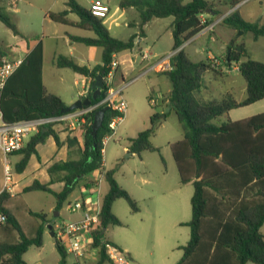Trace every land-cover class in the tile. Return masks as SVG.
<instances>
[{
  "label": "trees",
  "instance_id": "trees-1",
  "mask_svg": "<svg viewBox=\"0 0 264 264\" xmlns=\"http://www.w3.org/2000/svg\"><path fill=\"white\" fill-rule=\"evenodd\" d=\"M244 1L190 0L185 3L184 0H121L119 4L122 10L135 8L139 12L142 34L144 26L153 19L173 17L172 50L177 52L173 57L171 70L163 74L171 83L168 101L171 111L181 124L183 139L172 145V154L181 183H192L194 187L190 202L191 219L183 224L190 228L189 240L186 245L179 247L182 256L176 264H264V235L261 232L264 226V113L244 120L228 119L221 124L214 123L232 110L264 99V64L250 59L244 44H239L236 48L230 46L226 59L229 65L239 64V72L247 83L246 98L237 101L229 95L221 100L203 101L196 94L204 85V76L210 72L217 73L218 66L211 60L195 62L182 48L185 42L210 25L211 20L202 22L203 16L219 15L221 11L217 6L235 8ZM66 6L61 12L49 13V18L55 23L68 25L71 24L68 15L76 14L79 21L73 26L93 31L96 36H70V39L88 46L101 47L102 64L89 69L76 64L69 57L58 56L56 66L69 68L92 80L98 75L106 76L113 56L133 50L137 35H132L127 40L117 39L110 34L104 19L94 17L89 9L75 0H68ZM0 21L14 35H21L3 7H0ZM222 23L231 29L251 33L255 40L264 37V24L250 23L237 11L225 16ZM235 41L233 39L230 45H235ZM3 54L0 47V55ZM244 57L247 59L242 61ZM105 94L106 89L103 88L101 96L92 99L91 105L99 103ZM0 107L4 120L8 123L65 115L63 110L67 105L60 96L48 91L43 83L42 44L37 45L23 59L9 78L1 96ZM102 107L88 114L86 123L77 127L84 136L80 158L55 164L49 169L51 176L56 171L65 172L61 179L64 183L63 190L57 193L49 185L35 182L25 192L42 191L53 195L56 210L59 211L84 179L103 170L104 139L111 133L109 123L117 113L112 109L106 111L103 126L94 138L91 135L94 114ZM167 117V113L152 115L151 127L130 139L129 151L136 154L158 152L159 149L152 144L151 138L157 124ZM53 126L54 124H49L40 129L30 138L25 148L18 152L22 158L15 166L17 173L24 171L31 156L37 154L36 147L44 144L50 136L60 144ZM114 173L115 170L104 173L108 191L101 200L99 226L93 232L94 247L99 248L96 264H111L106 255V246L113 243L105 238V232L110 225H122L113 212L114 202L124 199L132 212L139 211L136 201L115 180ZM51 182H55L53 177ZM94 184L86 182L84 187L90 189ZM7 196L6 191L0 193V211L7 217L6 224L0 226V264H27L23 259L24 254L32 246L41 247L47 226L52 225V230L54 227L43 212L29 209V214L42 223L34 235L27 234L16 216L5 208ZM55 248L60 256L59 264H69V258L72 257L57 238ZM72 264L81 263L72 258Z\"/></svg>",
  "mask_w": 264,
  "mask_h": 264
},
{
  "label": "rangeland",
  "instance_id": "rangeland-1",
  "mask_svg": "<svg viewBox=\"0 0 264 264\" xmlns=\"http://www.w3.org/2000/svg\"><path fill=\"white\" fill-rule=\"evenodd\" d=\"M102 1L108 4L111 10L104 22L110 28L112 36L126 40L133 33L140 31L138 25L135 27L125 25L129 21L136 22L140 20L139 12L135 8L134 11H128L123 14V10L119 7L121 0ZM241 13L244 19L250 23H264V0H248L247 4L241 8ZM7 14L18 28L26 33L28 38L30 34H36L41 38L44 30H48L49 23L58 25L54 22L45 21L44 16L36 11L33 14L27 13L29 16L25 15V12L16 15V17L10 15L9 12ZM72 16L77 17L76 15ZM170 21H173V17L156 20L148 31V39L141 43L143 50L149 51L151 55L162 51L169 53L172 50L174 40L168 34ZM116 23L119 25L117 26ZM224 29L223 26H217L214 32L198 40L196 45H208L213 50L215 37H220L223 40L226 38L227 34L224 33ZM158 36H160V40L154 43ZM234 36L235 38L243 39L249 50H252L253 45H257V47L264 46V37L255 40L251 33L244 34L243 31H236ZM18 45V39L12 31L0 21V47L9 51L13 46L18 48ZM49 46L46 45L47 57L53 48L52 46L50 49ZM59 49L62 50L61 52H66L67 47L61 45ZM98 49V52H87L86 60H89L93 65L96 62L101 63V52L100 48ZM136 52H139L138 49H136ZM3 53L7 55L6 52ZM14 54L20 57L23 56L19 49L12 53V55ZM206 54L203 53V56L205 57ZM137 67L140 66L138 65ZM53 71L54 68L47 61L45 75L47 86L50 90L58 91L57 86L65 87L67 91L74 89L73 81L69 78H66V81L55 79V83L52 84V79L50 80L49 76H51ZM141 71L138 68L135 71L125 73L124 82L126 85L124 83L117 85L115 81L117 86H123L122 98L127 103L128 109L124 114L123 121L117 124L115 133L105 142L103 153L105 169L115 170V180L136 201L139 211L136 213L132 212L124 199L114 202L113 212L122 225H110L106 229L105 238L128 253L133 264H176L182 256V251L179 250V247L186 245L189 240L190 228L182 224L191 219L190 202L194 187L192 183H181L180 174L172 154V145L182 139L183 130L170 106H163L165 99L168 98V90L171 89L170 80L165 75H157L152 72L138 78ZM218 71L222 70L218 68ZM222 74L224 73L222 72ZM60 93L64 94L62 90H60ZM196 95L203 101L221 100L228 96L227 86L223 78L216 77L213 73H207L204 76V85ZM65 98H68V96ZM162 110L167 112L168 117L157 124L155 133L151 138L152 144L159 151H145L141 154L133 153L129 155L130 139L135 138L139 132L150 128L151 116L160 113ZM239 111L244 112L242 115L238 114V116L247 118L264 113V100ZM235 113L231 114L232 118L236 117ZM226 121L227 115H223L216 119L214 123L221 124ZM125 147H128V149ZM16 159L18 157H14L12 161L14 162ZM3 169V156L0 153V189L4 180ZM107 188V182L102 180L100 184L101 198H103ZM160 198L166 199L167 202L157 206L155 201ZM81 199L79 188H77L69 202L74 204L75 201ZM21 201L24 205L37 212H49L50 208L55 205L53 195L42 191L27 193L22 197ZM153 207H178L179 218L183 221L181 225L174 224L169 219V210H160V215H165L163 219L165 224L159 237L155 239L156 241L153 240L152 231L156 216L153 212ZM58 212L54 211L50 214L56 216ZM18 219L24 232L34 235L40 220L29 216L26 212L20 213ZM59 219L65 223L74 220L67 204L63 207L62 216ZM1 238L4 237L2 236ZM72 258H69V264H72ZM23 259L27 264H59L60 256L49 231L44 234L43 245L41 247H30L24 254ZM96 262L97 259H90L88 262L86 261V264H96Z\"/></svg>",
  "mask_w": 264,
  "mask_h": 264
},
{
  "label": "crops",
  "instance_id": "crops-1",
  "mask_svg": "<svg viewBox=\"0 0 264 264\" xmlns=\"http://www.w3.org/2000/svg\"><path fill=\"white\" fill-rule=\"evenodd\" d=\"M67 1L68 0H0V7H3L7 12L10 13V15H14L15 17L16 15H20L23 12L26 13L25 15L29 16L27 13L33 14L36 11L44 16L43 18L45 21L53 22L49 18V13H58V12L65 10L67 8L66 6ZM75 1L82 7L89 9L91 3L95 0H75ZM189 1L190 0L188 1L184 0L185 3ZM206 1L214 2L216 0H206ZM247 2L248 0H245L244 2L240 3L235 8H229L226 5L217 6L216 8L221 11L219 15L212 14L210 16H203V19L205 21L211 20L210 25H214L213 29L211 30L204 29L202 32L198 33L197 35H195L194 37H192L190 40H188L182 45V48L186 51V53L189 55V57L193 61L198 62V61L211 60L213 61L214 65L218 66V68L222 70L220 72L218 71L217 73H213V72H210V73H213L214 76L216 77H221V79L222 78L224 79L225 85L227 86L228 96L229 95L232 96L237 101H242L246 98L247 83L239 72V64L232 63L229 65V63L227 62L226 54L230 52L229 47L231 46L233 48H236L237 45L244 44L248 57H250V59L252 60H255L257 62L264 64V46L257 47V45H253L252 50H249L248 46L246 45L243 39L235 38L234 34L237 30L231 29L222 23L223 18L234 11H237L239 15L244 19L241 13V8L245 4H247ZM134 10H135L134 8H129V9L123 10L122 12L123 14H125L128 11H134ZM72 15H76V14L70 13L68 15V21L71 24L62 25V24H58L54 22L55 24H58L59 25L58 26V25H51V23H49L48 30H44L43 32L44 34H42L41 38L38 37L36 34H33V35L30 34L28 38L26 36V33L22 32L21 29H19L18 26L16 25L18 30L21 33L20 36L15 35V37L18 39V44H19L18 48L13 46L9 51L8 49L1 48V50L3 52H6L7 55H9L11 58L24 59L28 54H30L31 51H33L36 48L37 45L42 44L43 45V83L48 89V91L60 96L67 106L71 105L76 100H78L80 97L84 96L87 91L88 83L93 82L94 80H92L91 78H87L84 75L77 74L69 68H58L55 64L56 58L58 56H66L72 59L76 64L80 66H86L89 69H92L102 64V48L101 47L88 46L82 43L74 42L70 39V36L89 37V38H94L96 36L93 31L82 30L76 26H73L74 23H77L79 21V17L77 15H76L77 17H73ZM211 17L213 18L211 19ZM156 20H163V19H153L152 21H150L146 26H144L143 34L140 31L132 34V35H137L136 45L133 50L123 51L115 55L119 63V67L116 72V78H115L117 85H119L120 83L125 84L124 82L125 73L135 71L138 68L142 70L141 73L138 75V78L141 76L148 75L151 72L157 75H164L163 72L148 71V69L153 59L167 54L166 51L157 52L151 55L149 51L143 50V48L141 47V43L148 39V36H149L148 31L151 28V26L156 22ZM139 22L140 20L136 22L129 21L125 25H127L128 27H135L136 25L139 26ZM172 22L173 21H170V26H168V31H169L168 34L170 35L171 39H173ZM258 24H264V23H258ZM116 25L118 26L119 24L116 23ZM217 26H223V28H225L224 33L227 35H226V38H224V40L220 37H215V40H214L215 46L213 50L209 48L208 45H202V46L196 45V42L198 40L214 32ZM107 28L108 30L110 29L109 27ZM88 33L93 34V35H89ZM233 39L236 40L235 45H230ZM159 40H160V36L156 38V41L154 43H157ZM46 45H50L49 46L50 49L53 46L52 51L48 57H47ZM61 45H65L67 47L66 52H61L62 50L59 49V46ZM97 48H100L101 63L96 62V64L93 65L91 64L89 60H86L87 52L89 53H93L95 51L98 52L99 49L97 50ZM17 49H19L20 52L23 54L22 57L17 56L15 54L12 55V53ZM136 49H138L139 51L138 53L136 52ZM203 53H207L205 57L203 56ZM246 59L247 58L244 57L242 58V61H245ZM47 61L54 68V71L52 72L51 76H49V79L50 80L52 79L51 83L54 84L55 79L59 81H66V78H69V79H72L73 81L74 89L68 90L69 92L67 91L65 87H59V86H57L59 92L49 89V87L47 86L46 75H45V66H46ZM138 65L140 67H137ZM222 72L224 74H222ZM59 89L62 90L64 94H61ZM170 90L171 89L168 90V94ZM66 96H68V98H65ZM163 106L164 107L170 106L168 98L165 99ZM241 109L243 108L230 111L227 114V120L230 119L232 121H239V120L246 119L247 117L238 116V114L242 115L244 112V111H239ZM233 112H236L235 118L231 117V114H233ZM160 113H167V112L165 110L164 111L162 110ZM53 130L59 137L60 144L58 145L52 136H50L44 144H39L36 147L37 154H33L31 156L28 162V165L26 166L23 172L17 173L15 171V166L21 160L22 155L19 153H16L10 156V162L13 168L12 185L10 186V189H6L5 182L3 180L0 193H2L3 191L7 192L8 196L5 200V204H4L5 208L10 210L16 216L17 219H18V215L22 212H26L29 214L28 210L30 208L24 205L21 201L23 196H25L27 193H30V192H25V189L27 187H30L35 182H38L42 185H49V187L54 192H57V193L61 192L64 187V183L61 181V179L65 175V172L56 171L51 176L49 173V169L58 163L66 162L68 160H78L81 156L80 151L84 143V136L81 130L77 129V127L69 128L63 123L54 124ZM125 148L128 149V147H125ZM0 153L3 156L1 151ZM14 157H18V159H16L13 162L12 159ZM106 171L108 170L105 169V163L103 162L102 171L94 172L92 175L84 179L81 182V184L77 187L79 188V195L82 198L81 200H84L86 203L85 209L91 213L93 212L95 213V211L98 212V210L100 209V204L102 200L100 196L101 195L100 194V184L102 180H105L104 173ZM3 172H4V169H3ZM52 177L55 180V182H51ZM86 182H94L95 184L90 189H86L84 187V183ZM76 189L74 190V192L76 191ZM107 191H108V188L106 192ZM74 192L68 198V201H67L68 203H70L69 200L74 194ZM106 192L104 193V195L106 194ZM166 202H167L166 199L163 200V198H160L157 201H155V204L158 206ZM63 207L59 210L56 216H53L52 214H50V213H53L54 211H57L56 210V200H55V205L50 208L49 212H43L46 215L47 221H50L53 224L54 233L56 232L57 226L63 222L59 219L62 216ZM153 210H154L153 212L156 215L154 218V223L152 225L153 240L159 237L161 233V229L163 228V225L165 224V220H163L165 215L163 216L160 215V210L162 211L169 210L170 212L169 219H171V221H173L174 224L181 225L183 223V221L181 220V218H179V215H178V207H153ZM34 212H37V211H34ZM69 212L71 213V216L74 219L71 221H79L83 218L82 212H79V211H75V212L69 211ZM29 216L31 215L29 214ZM41 223L42 221L40 220V223L38 222L37 225L39 226L41 225ZM263 228L264 226L262 227L261 232L264 235ZM47 229H48V226H47ZM46 231H49V230H46Z\"/></svg>",
  "mask_w": 264,
  "mask_h": 264
},
{
  "label": "built area",
  "instance_id": "built-area-1",
  "mask_svg": "<svg viewBox=\"0 0 264 264\" xmlns=\"http://www.w3.org/2000/svg\"><path fill=\"white\" fill-rule=\"evenodd\" d=\"M89 10L94 17L107 19L110 14V7L102 0H95L91 3ZM202 22L205 20L201 18ZM214 25H209L205 29L211 30ZM171 51L161 57L153 59L148 71L166 72L172 68V60L176 54ZM147 59V58H146ZM23 59L11 58L9 55H0V100L2 93L9 78L16 72L22 64ZM119 63L116 56L109 65L107 75L104 76V86L106 89L105 97L97 104L90 105L83 109H78L57 118H39L34 120H23L15 123H8L4 120L0 107V151L3 154L4 182L5 188L10 189L12 185L13 168L10 162V156L20 152L27 145L30 138L38 133L40 129L49 124L63 123L69 128L78 127L86 123L87 115L102 106H108L117 113L109 123L111 133L106 136L104 143L115 133L117 124L122 122L124 114L128 107L122 98L123 86H117L115 83L116 72ZM126 85V83H125ZM102 88V90H103ZM153 101V100H151ZM104 150H102V154ZM84 200H77L74 204L68 203L69 211L82 212L83 218L79 221L69 223L62 222L56 228V238L61 245L76 261L85 264L86 261L98 259L99 248L93 244V232L99 226V212L91 213L85 209ZM7 222L6 215L0 211V226ZM106 255L111 264H133L130 255L120 249L118 246L108 244L106 246Z\"/></svg>",
  "mask_w": 264,
  "mask_h": 264
},
{
  "label": "water",
  "instance_id": "water-1",
  "mask_svg": "<svg viewBox=\"0 0 264 264\" xmlns=\"http://www.w3.org/2000/svg\"><path fill=\"white\" fill-rule=\"evenodd\" d=\"M104 86V76L103 75H98L93 82L88 83L87 91L84 96L80 97L78 100H76L74 103L71 105L67 106L64 110L63 113L67 114L72 111L78 110V109H83L85 107H88L92 103V99H97L98 97L101 96L102 93V88ZM109 110L108 106L102 107L98 111L95 112L94 114V119L93 123L91 126V135L96 138L97 133L99 129L103 126L104 118H105V113L106 111ZM46 130V129H44ZM128 154H132V152H128ZM58 214V213H57ZM48 230L50 231V235L53 238V241H56L55 233L52 230V225H48ZM105 231V229L103 230Z\"/></svg>",
  "mask_w": 264,
  "mask_h": 264
}]
</instances>
